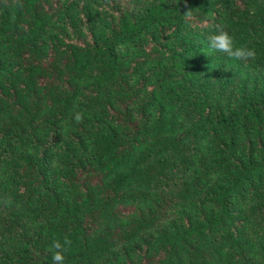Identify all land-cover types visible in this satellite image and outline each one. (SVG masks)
Instances as JSON below:
<instances>
[{
    "label": "trees",
    "instance_id": "1",
    "mask_svg": "<svg viewBox=\"0 0 264 264\" xmlns=\"http://www.w3.org/2000/svg\"><path fill=\"white\" fill-rule=\"evenodd\" d=\"M217 24L264 70V0H0V264L264 257V88L187 84Z\"/></svg>",
    "mask_w": 264,
    "mask_h": 264
},
{
    "label": "rangeland",
    "instance_id": "2",
    "mask_svg": "<svg viewBox=\"0 0 264 264\" xmlns=\"http://www.w3.org/2000/svg\"><path fill=\"white\" fill-rule=\"evenodd\" d=\"M183 34L191 39L197 36L191 28H185ZM189 66L192 69L187 81L190 90L205 93L210 101L225 110L236 107L244 98L264 88V70L253 68L248 61L231 60L207 51L191 59ZM252 257L256 264H264V257L257 249Z\"/></svg>",
    "mask_w": 264,
    "mask_h": 264
},
{
    "label": "clouds",
    "instance_id": "3",
    "mask_svg": "<svg viewBox=\"0 0 264 264\" xmlns=\"http://www.w3.org/2000/svg\"><path fill=\"white\" fill-rule=\"evenodd\" d=\"M186 22L193 19L191 9L184 12ZM209 47L214 51L223 54L231 60H238L247 62L249 60H255L256 52L253 48L246 45H236L234 37L226 29V26L217 24L215 30L207 36ZM74 120L77 123L83 122V114L81 112H75ZM5 203H10L6 201ZM71 240L67 237L64 238L63 243L59 240L53 241L50 246L52 251L53 264H65V252L71 246Z\"/></svg>",
    "mask_w": 264,
    "mask_h": 264
}]
</instances>
